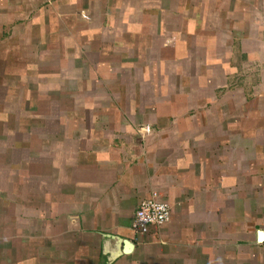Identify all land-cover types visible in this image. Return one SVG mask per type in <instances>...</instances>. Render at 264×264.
I'll return each mask as SVG.
<instances>
[{
	"label": "crops",
	"instance_id": "0c3cea01",
	"mask_svg": "<svg viewBox=\"0 0 264 264\" xmlns=\"http://www.w3.org/2000/svg\"><path fill=\"white\" fill-rule=\"evenodd\" d=\"M260 233L264 0H0V264H264Z\"/></svg>",
	"mask_w": 264,
	"mask_h": 264
},
{
	"label": "built area",
	"instance_id": "2783aa9c",
	"mask_svg": "<svg viewBox=\"0 0 264 264\" xmlns=\"http://www.w3.org/2000/svg\"><path fill=\"white\" fill-rule=\"evenodd\" d=\"M140 129L148 130V126H142ZM168 217V203L157 199L152 192L151 196L137 201L130 224L135 232H146L151 225L163 224Z\"/></svg>",
	"mask_w": 264,
	"mask_h": 264
},
{
	"label": "water",
	"instance_id": "95a60500",
	"mask_svg": "<svg viewBox=\"0 0 264 264\" xmlns=\"http://www.w3.org/2000/svg\"><path fill=\"white\" fill-rule=\"evenodd\" d=\"M260 236L263 237L264 236V233H260ZM130 246H131L130 243L126 240L125 243H124V248L125 249H128V248H130Z\"/></svg>",
	"mask_w": 264,
	"mask_h": 264
}]
</instances>
